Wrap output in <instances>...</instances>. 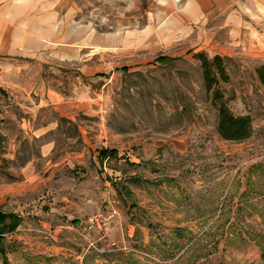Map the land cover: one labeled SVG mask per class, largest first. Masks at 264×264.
<instances>
[{"label": "rangeland", "instance_id": "1", "mask_svg": "<svg viewBox=\"0 0 264 264\" xmlns=\"http://www.w3.org/2000/svg\"><path fill=\"white\" fill-rule=\"evenodd\" d=\"M185 2L0 0V211L22 218L8 264H264V59L222 55ZM68 45L112 71L82 75ZM196 54L226 58L218 88L248 139L218 136Z\"/></svg>", "mask_w": 264, "mask_h": 264}, {"label": "crops", "instance_id": "2", "mask_svg": "<svg viewBox=\"0 0 264 264\" xmlns=\"http://www.w3.org/2000/svg\"><path fill=\"white\" fill-rule=\"evenodd\" d=\"M184 8V22L199 25L207 23L216 24L212 28V31L221 29L218 31L224 32V35L218 39L214 38V34H212V37H206L205 39L212 42L213 45L218 42H224L227 47L222 50V55L232 56L238 51L237 48H241L242 54L246 56L264 59V0H186ZM84 48V46L68 45L61 48V52L64 54V57L67 55L65 51L73 52L72 55H67V61L70 62L77 61L85 56L78 68L79 72L84 76H103L108 75L112 71L108 66L102 67V65H96L94 61H91L94 57L98 56V51L92 48L88 52H83ZM33 51V53L37 54L38 47L34 48ZM262 63L264 61L258 65ZM0 90L4 92V95L0 94L1 96L7 95V92L3 88L0 87ZM0 136L3 141L1 133ZM86 224L87 222L83 227L84 233L86 231ZM102 229H94L89 232V235L94 231Z\"/></svg>", "mask_w": 264, "mask_h": 264}, {"label": "trees", "instance_id": "3", "mask_svg": "<svg viewBox=\"0 0 264 264\" xmlns=\"http://www.w3.org/2000/svg\"><path fill=\"white\" fill-rule=\"evenodd\" d=\"M199 62L202 69V79L204 88L211 94L214 102H220L217 110L216 131L218 136L228 142H242L248 139L251 135V120L248 116L236 117L230 111L224 100L223 93L218 88L220 83H229V76L224 67L226 58L214 56L208 58L204 54H196L194 56ZM175 58L161 57L157 59L158 63H167L176 61ZM125 71V69H123ZM254 76L258 84L264 89V63L254 68ZM0 94L4 92L0 90ZM1 141L0 136V159H1ZM118 153L116 150L102 149L98 153V159L108 160L117 159ZM112 186L117 194L122 195V187L118 183L112 182ZM127 193V190H124ZM22 218L13 213H4L0 211V260L2 264H8L6 252L4 248L5 236L16 231L21 225ZM261 260H264V252L261 253Z\"/></svg>", "mask_w": 264, "mask_h": 264}, {"label": "built area", "instance_id": "4", "mask_svg": "<svg viewBox=\"0 0 264 264\" xmlns=\"http://www.w3.org/2000/svg\"><path fill=\"white\" fill-rule=\"evenodd\" d=\"M105 218L100 215H94L88 218L87 224H86V231H85V238L88 237L89 232H91L94 229H102V227L105 225Z\"/></svg>", "mask_w": 264, "mask_h": 264}]
</instances>
